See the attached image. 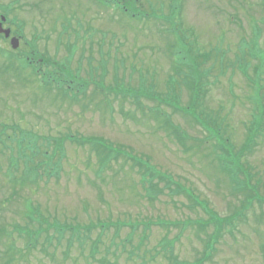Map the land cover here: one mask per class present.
<instances>
[{
  "label": "rangeland",
  "instance_id": "1",
  "mask_svg": "<svg viewBox=\"0 0 264 264\" xmlns=\"http://www.w3.org/2000/svg\"><path fill=\"white\" fill-rule=\"evenodd\" d=\"M163 3H166L164 7ZM263 3L264 0H185L181 7L182 27L191 34L196 48L221 50L227 53V60H234L239 56L241 38L249 42L254 39L255 25L261 30L260 49H264ZM149 4L155 8L163 7V13L160 9L150 8ZM143 6L146 7L133 8L131 12L135 18L130 19L115 9L99 10L87 0H0V13H7L26 41L36 46L40 57L57 62L55 68L62 69L61 74L67 79L79 73L85 80L90 72L93 76V70L101 84L100 89L102 84L106 89L138 88L144 81L145 87L153 83L155 91L163 94L167 92L166 83L172 73L164 52L168 25L162 24L163 14L169 12L168 1L144 0ZM64 26L69 27L66 34H63ZM10 51L12 49L1 40L0 54L16 62L19 55ZM213 64L212 60L208 66ZM217 68L210 78L211 86L204 104L213 116L201 110L198 113L212 123L216 116L221 133L231 140L236 153H242L254 109V103L248 98L253 96V91L239 71L226 69L220 72ZM8 74L16 73H6L5 60L0 57V133L1 126L11 134L10 128L17 125L47 136L54 143L63 140L64 159L58 177H44L37 184L22 183V170L13 172L9 169V163L18 166L11 159L19 151L12 155L11 149L0 146V150H4L0 153V199L4 201L0 234L4 236L3 242H7V233L17 225L37 229L38 223L27 224L30 221L26 218L29 205L50 225L103 223L109 226L101 237L96 262L90 255L93 242L102 234L100 228L92 231L91 239L86 243L83 239L73 241L69 232L59 241L57 232L51 230L49 235L53 242L47 246L50 256L41 252L46 238L43 234L40 245L26 254L25 261L19 263L15 259L17 254L11 253L9 258L15 259L14 262L11 260L12 264H105L103 259L113 264H172L174 256L180 262L192 264L203 258L205 244L214 226L208 225L203 230L198 226L200 223L207 225L209 216L200 206H190L192 200L185 194L176 195L167 190L165 182H159L157 197L155 188H152V195L147 193L137 170L132 169L133 162L126 158L129 154L139 161H149L221 218L230 217L241 209L243 197L233 190L227 175L220 171L211 146L203 141L205 131L185 116L172 114L164 107L173 122L190 136L188 145L194 148L189 153L168 140L163 132H158L156 123L147 121V117L129 101L122 102L121 97L116 98L113 93L109 95L112 111L104 113L98 110V104L104 99L99 88H96L98 93L89 88L87 97L81 96L76 104L69 99L60 102L55 95L43 94L36 82L22 80L26 77L22 73L17 74L20 79ZM250 74L255 75L253 71ZM188 101V91L182 88V106L185 107ZM142 102L147 109L155 107L154 102L146 98ZM122 110L131 115L123 116ZM72 138L100 139L114 155L122 156L102 170L101 162L105 156L90 149H93V143L91 147L89 144H83V147ZM20 142L21 138L11 144L19 149ZM240 156L262 183L259 187L264 196V138L258 139L251 152ZM20 167L23 169V164ZM14 176L17 182L11 185ZM152 196L156 198L152 200ZM244 218L235 222L236 229L232 233L225 232L221 236L215 252L203 264H264V206L253 204ZM136 222L153 223L149 238L142 246V228L133 234L127 226ZM117 223L126 226L118 231ZM161 223L177 226L166 228ZM13 234L17 248H24L25 242L16 232ZM167 242L173 245L164 253L163 244ZM5 250L6 247L0 245V264L8 260L4 257Z\"/></svg>",
  "mask_w": 264,
  "mask_h": 264
},
{
  "label": "trees",
  "instance_id": "2",
  "mask_svg": "<svg viewBox=\"0 0 264 264\" xmlns=\"http://www.w3.org/2000/svg\"><path fill=\"white\" fill-rule=\"evenodd\" d=\"M181 12L180 6H174L167 16L168 19L165 20L166 24L169 25L166 29L168 34V44L165 49V56L170 60V63L173 64V74L169 76V87L167 92L163 94L157 93L153 83H151L149 87H145V82L143 81L138 88L120 87L118 90H115L113 87L106 89L104 84H102L101 93L104 97L103 105L106 106L104 111H109L110 113L112 111V108L110 107L111 101L109 100V95L112 93L116 98L120 99L121 97L122 102L128 100L131 105L136 107L138 112H141L144 117H147V121L151 120L156 123V130L158 132L163 131L167 134L170 141L175 140V144L180 146L183 152H191L194 146L188 145L190 137H188L187 133L181 127L173 122L172 117H170V115L166 112V109L164 110V106L171 109L172 114H183L187 118L192 119L191 121H195L196 124L200 125L203 130L209 134L204 138V143L211 146L213 150L212 153L218 160L220 171H223L227 175L228 181L232 185L233 190L239 193L238 195L243 197V204L240 211L227 218L219 217L217 213H214L207 205H202L198 201L197 197L195 198L192 193L186 191L182 186L178 185L171 177H167L166 175L160 173L155 166L150 164L149 161H138L131 156H127V159L133 162L132 169L137 168V172L141 178L140 183L144 186V190L147 191V193L152 195V188H155L157 197L160 192L158 190L159 182H165L168 187L167 190L171 193H177L176 195L185 194L192 200L190 206L193 208L194 206H200L209 216V222H207V225H204L203 228H206L208 225H213L214 231L212 235L209 236V240L205 244L204 257L197 260L195 263H192L203 264V262L209 259L213 252H215V247L221 239V236H223L225 232L232 233L236 229L235 222L238 219H245V213L252 210L253 204L257 203L260 207L264 206V196L261 195L259 187L262 183L259 182L257 175L252 173L249 166L242 162L240 156L241 154L244 156L246 153L251 152L254 146L258 143V139L264 138V86L262 85L264 49H260L261 30L257 27V25L254 27L255 34L253 40L249 42L248 39L241 38L239 56H235L234 60H227V53L222 52L221 50L214 49L213 51H207L199 47L196 48L195 41L191 40V34L182 27ZM212 60L214 61V64L212 66H208L209 62ZM253 62H255V64ZM217 66L219 67L217 69L220 72H224L226 69L239 71L245 77L248 85L253 91V96L248 98L254 103V109L251 114V123L249 127H247V138L245 144L242 145V153H236L231 141L225 138L224 133H221V128L217 124L216 116L215 123H212L210 120H205V116L203 114L198 113L199 110H201L204 114H210L207 110H205L207 107H204V104L211 86L210 78L213 72H215ZM250 71H253L255 75L251 76ZM22 72L23 71L20 68H15V78L20 79L17 74ZM54 72L55 74L53 79L56 80L54 83L58 88H60L55 99L60 102L67 101L69 99L68 95L63 94L67 91L69 94H74V92L78 93V95L81 94L82 89L76 85H72V88L67 90L65 89L66 86L69 85V82L66 81L64 76H62V69L57 70L54 67ZM22 80L26 83L34 82L30 77H25V79ZM172 80L174 81L171 84ZM214 83H216V80H214ZM178 86L186 87L191 92L192 99L188 108L181 106ZM143 98L154 102L155 107H148L147 109L142 102ZM202 106L204 109H202ZM122 114L123 116L131 115L123 110ZM132 119L137 121L135 120L136 117L134 115H132ZM209 130H213L214 132H209ZM10 131L11 134H7L6 132H9L7 131V128L1 126V136L4 134V136L0 138L2 146L1 149H11L10 154L12 155L16 152L18 153L19 151V156H21L24 160L22 181L20 180L22 183L32 182V184H37L39 180L44 177L51 178L59 176L60 170H62L60 164L64 159L63 140L62 143H54L46 136H42L33 131H26L21 126L17 125L11 127ZM5 135H7V138H5ZM19 138H21V142L18 149L17 145H13L11 142ZM75 143L83 147L85 146L83 144H89V147H91V144L93 143V149H90L105 156L104 160L102 162L100 161L102 170L109 167L112 160L117 161L121 156V154L114 155L112 150L106 146L105 141L100 139H82L76 140ZM8 144L10 145L8 146ZM0 153L3 154L4 150H0ZM12 159H14V156H12ZM19 169H22L19 164L18 166L13 167L12 163H10V170L18 172ZM156 180L159 181L156 183L155 187H153ZM16 182L17 178L14 176V178L11 179V185H15ZM173 186H175V188H172ZM156 197L152 196V200ZM3 203L4 201H1L0 199V213L1 205H3ZM37 212V209L33 208L32 205H29L26 214L27 221L30 220L27 224L31 223V225H33L38 223L36 230H31L30 227H21L17 225L14 227L12 232L7 233V242H3L4 236H1L0 234V245H4L6 247L4 257L8 258L5 264H12L15 259H17L19 263L25 261L26 254L36 250L38 245H40V238L43 234L46 235V238L45 243L41 245V252L49 255L47 246H51L53 242V237L49 235L51 229H55L58 234L59 241L61 240L60 235L63 237L62 233L69 230L75 232L76 236H80L81 238H84L85 241H88L90 240L89 235L92 234V231L96 228H100L102 230V234L97 240L101 242L103 233L109 228V226L104 225L103 223L89 226L76 225L75 227L58 225L51 226L48 224V221H45V219L38 216ZM160 225L166 228H169L171 225L177 226L176 224L169 223H161ZM125 226L126 225L124 224H118V231ZM152 226L153 223L151 222H145L143 224L136 222L130 225L133 234L142 228L140 237L141 246L149 238L148 233ZM201 226L202 225H200V228ZM13 232H16L19 239L25 242L24 248H17V240L14 238ZM163 245L164 253H167L171 249L173 243L167 242ZM94 246H97L98 248V243H94ZM11 253L17 254V257H15V259L13 257L9 258ZM172 255L174 256L173 252ZM166 258L168 259V257ZM172 258L173 257L171 256L170 260H172ZM11 260H13V262H11ZM92 260L95 262L97 261L95 255L93 254ZM172 264L191 263L180 262L178 258L174 256Z\"/></svg>",
  "mask_w": 264,
  "mask_h": 264
},
{
  "label": "water",
  "instance_id": "3",
  "mask_svg": "<svg viewBox=\"0 0 264 264\" xmlns=\"http://www.w3.org/2000/svg\"><path fill=\"white\" fill-rule=\"evenodd\" d=\"M1 29H2V25L0 24V33L2 32ZM7 36H8V35H7ZM12 46H13V49H17V48L19 47V41L16 40V39H14V40L12 41Z\"/></svg>",
  "mask_w": 264,
  "mask_h": 264
},
{
  "label": "flooded vegetation",
  "instance_id": "4",
  "mask_svg": "<svg viewBox=\"0 0 264 264\" xmlns=\"http://www.w3.org/2000/svg\"><path fill=\"white\" fill-rule=\"evenodd\" d=\"M2 37H4V36L2 35Z\"/></svg>",
  "mask_w": 264,
  "mask_h": 264
}]
</instances>
